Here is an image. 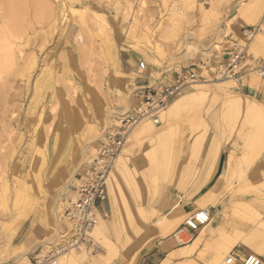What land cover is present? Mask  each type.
<instances>
[{
	"label": "rangeland",
	"instance_id": "374dc122",
	"mask_svg": "<svg viewBox=\"0 0 264 264\" xmlns=\"http://www.w3.org/2000/svg\"><path fill=\"white\" fill-rule=\"evenodd\" d=\"M5 1L0 0V264H29L32 257L49 249L66 225L63 209L73 198L75 175L95 157L106 132L117 126L122 129V118L142 104L143 96L152 92L156 82L172 83L178 73L186 71L193 73L196 81L156 113L165 128L164 135L153 140L136 137L141 120L151 121L150 117L123 126L127 127L123 145L109 171L121 185V200L116 209L110 206L103 219L107 233L91 232L93 244L88 245L93 248L73 250L76 263L93 264L97 260L110 264L121 252L138 250L161 218L150 201L163 185L175 192L177 199L190 200L198 195L196 206L213 194L212 186L200 191L205 181L193 185L201 152L214 138L226 142L230 154L213 185L215 194L209 206L221 200L220 213L228 229L246 235L254 228L264 231L260 219L264 210V138L260 137V124L243 122L237 110L224 105L222 91L218 90L224 78L219 76V69L231 52L239 51L243 57L241 84L237 88L226 78L230 81L228 89L264 104V75L257 73V68L264 69V62L258 60H264V0H241L232 8L231 0H13L15 7L11 0V5ZM39 2L40 9L36 8ZM62 4L63 16L59 11ZM7 5L11 6L9 10H22L13 11L14 15L10 12V17ZM9 24L14 27L8 28L11 35L6 37L3 33ZM5 40L13 44L15 54L10 60L6 49L4 54L1 51ZM141 62L145 68L140 70ZM194 84H203L196 98L189 100L169 124L161 121L160 115L174 100L194 95ZM37 151L46 154L40 181L33 163ZM218 153L219 145L214 141L204 163L206 180ZM123 163L130 169L132 183L121 174ZM58 207L62 211L56 212ZM241 212L247 214L246 219ZM189 214L175 222L184 221ZM35 222L46 229V234L34 244L27 229ZM218 224L208 227L205 244L190 256L180 255L181 261H176V256L173 264H214L223 250L219 238L212 236ZM188 236L184 244L194 238ZM106 239L114 243V253L106 250ZM249 246L247 241L231 249L239 247L248 252ZM211 252L214 257L205 263ZM55 264L68 263L65 257H57Z\"/></svg>",
	"mask_w": 264,
	"mask_h": 264
},
{
	"label": "built area",
	"instance_id": "2783aa9c",
	"mask_svg": "<svg viewBox=\"0 0 264 264\" xmlns=\"http://www.w3.org/2000/svg\"><path fill=\"white\" fill-rule=\"evenodd\" d=\"M242 59L241 52L233 51L218 71L220 77L231 79L237 88L241 84L239 68ZM143 68L145 65L141 62L139 69ZM257 73L263 76L264 69L257 68ZM194 81H196L195 75L186 71L178 73L172 83L156 82L152 92L149 91L143 96L142 104L130 110L122 118L121 123L124 121L123 126L129 127L142 118L150 117L156 120V113ZM123 126L122 129L117 126L106 132L98 144L95 157L75 175L73 198L63 212L66 222L64 229L60 230L55 240L48 245L49 249L44 254L35 255L29 260V264H55L60 255L72 250L85 249L89 243L93 244L91 232L99 219L105 216L101 206L108 200L106 179L127 132V127L123 128ZM210 218L211 213L208 209H198L184 219L181 228L197 231L207 224ZM237 260H240L242 264H264L261 256L255 253L240 258L232 249L228 253L227 263L233 264Z\"/></svg>",
	"mask_w": 264,
	"mask_h": 264
},
{
	"label": "bare ground",
	"instance_id": "6f19581e",
	"mask_svg": "<svg viewBox=\"0 0 264 264\" xmlns=\"http://www.w3.org/2000/svg\"><path fill=\"white\" fill-rule=\"evenodd\" d=\"M12 1V2H11ZM10 2L12 3V5L10 4V3H8L9 2V0L8 1H5L7 4H9V5H11V6H13L14 4H13V0H11ZM18 1V0H17ZM23 1V0H22ZM21 1V2H22ZM41 1H43V0H41ZM44 1H47V0H44ZM49 1V0H48ZM50 1H53V0H50ZM67 1V0H66ZM18 2H20V1H18ZM29 2V1H28ZM31 2V1H30ZM56 2V1H55ZM73 2V1H72ZM32 4H33V2H31ZM50 4H51V2H49ZM54 3V2H53ZM63 3H64V1H63ZM1 4V3H0ZM21 4V3H20ZM24 4V3H23ZM42 4V3H41ZM45 4H47L46 2H44L43 3V5H45ZM49 4V5H50ZM57 4V3H56ZM55 4V5H56ZM61 4V3H60ZM68 4V3H67ZM74 4H75V2H74ZM251 4V3H250ZM253 4V3H252ZM256 4V3H255ZM9 5H7L6 7H7V9H8V6ZM42 5V6H43ZM54 5V4H53ZM65 5H66V3H65ZM89 5V4H88ZM254 5V4H253ZM2 6V5H1ZM0 6V7H1ZM11 6H9V7H11ZM21 6H23V5H21ZM21 6L19 7V8H21ZM24 8L26 9L27 7H26V5L24 4ZM31 6V5H30ZM36 6V5H35ZM40 2H39V4L36 6V8L38 7L39 9H40ZM47 6V5H46ZM46 6H43L44 8L46 7ZM248 6L249 5H247V7H246V9L248 8ZM252 6V5H251ZM14 7H15V5H14ZM13 7V8H14ZM16 7H18L17 5H16ZM86 7V6H85ZM3 8V7H2ZM35 8V7H34ZM43 8V9H44ZM70 8H72V6L70 7ZM250 8V7H249ZM252 8V7H251ZM4 9V11H6V13H7V11L9 10H7L6 8H3ZM6 9V10H5ZM11 9V8H10ZM24 9V10H25ZM42 9V8H41ZM68 9H69V7H68ZM245 9V10H246ZM1 10V9H0ZM15 10H17V8L15 9H13V10H9V15L13 12V11H15ZM20 10V9H19ZM19 10H17L18 12H21V10L19 11ZM28 10V9H27ZM34 10V9H33ZM33 10H31V11H33ZM36 10V9H35ZM50 10H51V7H50ZM53 10V9H52ZM59 10V9H58ZM244 10V9H243ZM243 11V14L245 13V15H246V11ZM249 10V9H248ZM253 10V9H252ZM257 10H258V8H257ZM30 11V12H31ZM43 11V10H42ZM59 11H61V15L63 16L64 15V8H63V4L61 5V8H60V10ZM1 12V11H0ZM2 12H3V10H2ZM11 12V13H10ZM38 12V11H37ZM36 12V13H37ZM81 11H79V13H80ZM248 12H251L250 10L248 11ZM5 12H3V14H6ZM28 13V12H27ZM26 13V14H27ZM33 13V12H32ZM35 13V12H34ZM40 13V12H39ZM43 13H46V12H43ZM75 13V12H74ZM78 13V12H77ZM85 13V12H84ZM13 15H14V13H12ZM16 14V13H15ZM24 14V13H23ZM82 14V12L80 13V15ZM17 15V17L16 18H18V20H19V17H18V14H16ZM28 15V14H27ZM45 15V14H44ZM244 15V16H245ZM7 16V15H6ZM30 16V15H29ZM35 16V15H34ZM38 16V15H37ZM40 16H42L41 14H40ZM77 16H78V14H77ZM96 16V15H95ZM4 17V16H3ZM9 17V16H8ZM10 17H11V15H10ZM21 17V16H20ZM44 17V16H43ZM42 17V18H43ZM45 17H49L48 15H46ZM79 17V16H78ZM81 17V16H80ZM96 17H98V16H96ZM96 17H95V19H96ZM90 18V17H89ZM103 18V17H102ZM1 19V18H0ZM40 19V18H39ZM50 19V18H49ZM52 19V18H51ZM50 19V20H51ZM87 19V18H86ZM94 18H93V20H95ZM3 20V19H2ZM5 20V19H4ZM10 20H12V19H10ZM13 20H15L14 18H13ZM38 20V19H37ZM43 19H41V21H42ZM64 20V19H63ZM82 20V19H81ZM102 20V19H101ZM1 21V20H0ZM32 21V20H31ZM83 21V20H82ZM86 21V20H85ZM16 22V21H15ZM33 22V21H32ZM46 22V21H45ZM80 22V21H79ZM97 22V21H96ZM105 22V21H104ZM103 22V23H104ZM14 22H12V24H13ZM48 23V22H47ZM38 24H40L39 22H38ZM56 24H58V23H56ZM247 24H248V22H247ZM15 25V24H14ZM33 25V24H32ZM43 26H44V24H42ZM80 25H81V23H80ZM3 26V25H2ZM1 25H0V27H2ZM12 25L11 24H9L7 27H6V29H5V31H4V36H9V34H10V31H9V29L8 28H10ZM36 26V25H35ZM47 26V25H46ZM56 26V25H55ZM89 26H91V25H89ZM104 26V25H103ZM12 27H14V26H12ZM30 27V26H29ZM32 27V26H31ZM42 27V26H41ZM57 27V26H56ZM92 27V26H91ZM90 27V28H91ZM105 28V27H104ZM3 29H4V27H3ZM14 28H12L11 30H13ZM35 29V28H34ZM33 30V29H32ZM56 30H58V29H56ZM99 30H101L102 31V29H99ZM23 31V30H22ZM21 31V32H22ZM259 31V30H258ZM258 31H257V33H258ZM20 32V33H21ZM52 32V31H51ZM262 32V31H261ZM1 34V33H0ZM38 34V33H37ZM63 34H65V33H63ZM11 35V34H10ZM73 35V34H72ZM253 35V34H252ZM255 35V34H254ZM21 36H23V35H21ZM20 36V37H21ZM43 36V35H42ZM62 36V35H61ZM47 37V36H46ZM40 38V37H39ZM42 38V37H41ZM48 38V37H47ZM34 39V38H33ZM256 39H257V37H256ZM260 39V38H259ZM1 40H2V38H1ZM43 40V39H42ZM48 40V39H47ZM67 41V40H66ZM252 41H254V40H252ZM58 42V41H57ZM40 43V42H39ZM39 43H38V45H39ZM49 43V42H48ZM2 44H4V43H2ZM2 44H1V46H2ZM11 45H13V44H11V41L10 40H5V45L3 46V49H1V51H3V54H4V51H5V49H6V53H8L7 55H6V57H7V59H11V57H13V55L15 54H13L12 52V50H11ZM44 45V44H43ZM34 46V45H33ZM45 46V45H44ZM46 47V46H45ZM1 48V47H0ZM41 52V51H40ZM5 53V54H6ZM20 54H22V53H20ZM33 54V53H32ZM40 54V53H39ZM47 54H49V53H47ZM2 55V54H1ZM38 56V55H37ZM24 57V56H23ZM31 58V57H30ZM3 59V58H2ZM5 60H6V58H4ZM3 59V60H4ZM24 60V59H23ZM7 62V61H6ZM10 62V61H9ZM12 62V61H11ZM24 62V61H23ZM32 62H34V60L32 59ZM2 64H4V63H2ZM10 64V63H9ZM12 64V63H11ZM13 65V64H12ZM14 65H15V63H14ZM28 65V64H27ZM4 66H5V64H4ZM10 67V66H9ZM2 68V67H1ZM14 69V68H13ZM24 69V68H23ZM15 70V69H14ZM7 71V70H6ZM21 71H22V69H21ZM12 72V71H11ZM24 73V72H23ZM1 74V73H0ZM12 74H13V72H12ZM19 74H20V72H19ZM18 75V74H17ZM56 75H57V73H56ZM19 76V75H18ZM21 76V75H20ZM54 76V75H53ZM7 77V76H6ZM57 77V76H56ZM60 77V76H59ZM18 78H20V77H18ZM46 79V78H45ZM45 79H44V81H45ZM53 79H57V78H53ZM7 80V79H6ZM47 80H49V79H47ZM46 80V81H47ZM221 80V79H220ZM11 81V80H10ZM51 81V80H50ZM56 81H58V80H56ZM228 82L230 83V81H228L226 78H223V80H221V84H218L219 86H218V90H221L222 91V93L219 91V93H221L220 94V96H221V98H222V100H224V105L226 106V107H229V109H235V110H237L242 116H243V122L245 121V122H250V121H255V122H258L260 125V129H261V136L260 137H262V138H264V104L261 102V101H259V100H257L256 98H253V97H249V96H246L245 94L243 95V94H240L239 92H237V91H233V90H229L228 89ZM41 83V82H40ZM43 83V82H42ZM48 83V82H47ZM232 83H233V81H232ZM1 84V83H0ZM52 84H53V82H52ZM57 84V83H56ZM234 84V83H233ZM6 85V84H5ZM10 85V84H9ZM51 85V84H50ZM195 86H192V87H194V90L192 91L193 93H194V95L193 96H186V95H183V96H181L180 98H177L176 100H174L169 106H168V109L167 110H165L163 113L164 114H161L160 115V117H161V121H163V122H165L166 124H169V122L170 121H172L173 120V117L174 116H176L177 114H179L180 112H179V110L181 109V111H182V109L183 108H185V106L190 102L189 100H191L195 95H198L199 94V91H200V89H201V87H202V85L203 84H194ZM210 85V84H209ZM253 86V85H252ZM1 87V86H0ZM7 87V86H6ZM10 87V86H9ZM69 87V86H68ZM204 88V87H203ZM202 88V89H203ZM35 89V88H34ZM40 89V88H39ZM217 89V88H216ZM2 89H0V91H1ZM12 90V89H11ZM65 90V89H64ZM204 90V89H203ZM228 90V91H227ZM39 92H41V91H38V93ZM192 92H191V94H192ZM70 94V93H69ZM190 94V93H189ZM190 94V95H191ZM5 95V94H4ZM194 98H196V97H194ZM5 101V100H4ZM4 101H2V102H4ZM192 101V100H191ZM6 102V101H5ZM5 102L3 103V105L5 106ZM10 106V105H9ZM8 108V107H7ZM187 108V107H186ZM8 110V109H7ZM184 110V109H183ZM6 111V110H5ZM4 111V112H5ZM7 112V111H6ZM40 113V112H39ZM37 115V114H36ZM30 116V115H29ZM16 117V116H15ZM31 117H32V115H31ZM27 118V117H26ZM37 119V118H36ZM146 119V118H145ZM3 120V119H2ZM33 120H34V118H33ZM32 120V121H33ZM31 122V121H30ZM106 122V121H105ZM141 125H139L137 128H136V132H135V135H136V137H141L142 139L143 138H148V139H155V138H159L161 135H164L165 134V131H164V127L163 126H161V124H159L160 123V121L158 120V119H156V120H148V119H146V120H141ZM139 123V122H138ZM246 124V123H245ZM30 125V124H29ZM29 125H27L28 127H29ZM31 126V125H30ZM137 126V125H136ZM27 127V128H28ZM10 130V129H9ZM251 131V130H250ZM254 134V133H253ZM257 137V136H256ZM141 138H139V140L141 139ZM257 138H259V137H257ZM255 140V139H254ZM258 140V139H257ZM51 146V145H50ZM49 146V147H50ZM43 150V149H42ZM7 151V150H6ZM38 152V155H37V158L35 159V161L33 162L34 163V167H35V169L36 170H38V174H37V177H38V181H40L41 180V174H40V169H41V167H42V165H43V163L45 162V158H46V154H45V152H40V151H37ZM5 155V154H4ZM2 157V156H1ZM118 157H119V155H118ZM118 159V158H117ZM119 160H121V158L119 159ZM4 161V160H3ZM116 161V160H115ZM122 161V160H121ZM124 162V161H123ZM115 165V164H114ZM118 165V164H117ZM116 166V165H115ZM119 168H117V170H118ZM129 168H128V166L126 165V163H123V165H122V173L121 174H124V176H123V178L124 179H127L126 181H128V182H130V183H132V177H131V175H130V172H129ZM120 171V170H119ZM118 171V172H119ZM121 172V171H120ZM262 177V176H261ZM264 177V176H263ZM259 181V180H258ZM168 183H171L172 182V180H168L167 181ZM21 183V182H20ZM40 182H38V186L36 185V192H37V194H38V196L39 195H41L42 193H41V190H40V184H39ZM25 185V184H24ZM23 185V186H24ZM27 185V184H26ZM178 185V184H177ZM176 185V186H177ZM106 186H107V190H108V197H109V203H110V206H113L115 209L117 208L116 207V205L118 204V202L121 200V196H122V188H121V185H120V183H119V181H118V179L112 174V173H109L108 174V177H107V179H106ZM42 187V186H41ZM180 187V186H179ZM33 192V191H32ZM21 193H23V192H21ZM23 195V194H22ZM24 195H25V193H24ZM183 195V194H182ZM23 198V197H22ZM21 198V199H22ZM27 198V197H26ZM212 198H213V194H208L207 195V199L206 200H202V201H200V204H198L196 207L198 208V209H207V207L209 206V204L212 202ZM262 201V200H261ZM263 202H264V199H263ZM212 204V203H211ZM263 204V203H262ZM106 205V204H105ZM239 206H240V204H239ZM247 205H245V207H246ZM244 207V206H243ZM245 207H244V210H245ZM236 209V208H235ZM235 209H234V211H235ZM246 209H248L249 210V207L248 208H246ZM251 209V208H250ZM64 210H65V208L63 209V212H64ZM240 210V209H239ZM54 211V210H53ZM60 211H62L61 209H59V207H58V210H56V212H60ZM155 211V210H154ZM227 211V210H226ZM236 211H237V214H238V210L236 209ZM252 211V210H251ZM224 212V211H223ZM247 212V211H246ZM250 212V211H249ZM253 212V211H252ZM251 212V213H252ZM155 214L154 215H157L158 213L155 211L154 212ZM227 213V212H226ZM225 213V214H226ZM242 213V212H241ZM244 213V212H243ZM241 214V216L242 215H244V216H242L243 218H245L246 219V215H245V213L244 214ZM240 214V213H239ZM26 215V213L25 214H23L22 216H25ZM256 215H258L257 214V212L256 213H254V216H256ZM56 216V215H55ZM224 216V215H223ZM64 217V216H63ZM257 217V216H256ZM22 218V217H21ZM26 218V217H25ZM24 219V218H23ZM174 219H176V218H174ZM227 219V218H226ZM232 219V218H231ZM175 221V220H174ZM174 221L173 220H170L169 218H167V217H165V216H162L161 218H159L157 221H156V223H155V221L153 222V224H154V227L156 228L155 229V232H156V230L158 229L159 231H160V234H162V235H164V234H167L172 228H173V226H178V222L176 223H174ZM210 222V221H209ZM227 222H228V220H227ZM232 223V222H231ZM52 225V224H51ZM53 226V225H52ZM51 226V227H52ZM55 226V225H54ZM148 227V226H147ZM208 224L206 225V226H204V227H202V228H200V229H198L197 230V235L191 240V242H189L188 244H186V245H184L183 247H181L179 250H178V252H177V254L175 253V252H172V253H170L160 264H173V261H174V258L176 257V256H190L192 253H193V251L195 250V249H197L198 247H200V246H202L203 244H205V242L207 241V230H208ZM95 229H93V230H95L96 231V233L97 232H103V233H105L106 231H107V226H106V222L101 218V219H99V221H98V223L96 224V226L94 227ZM94 232V231H93ZM155 232H154V234H155ZM175 232V231H174ZM209 232H210V229H209ZM244 232V231H243ZM95 233V235H97ZM107 233V232H106ZM158 233V232H157ZM173 233V232H172ZM14 234V233H13ZM153 234V235H154ZM159 234V235H160ZM92 235V234H91ZM102 235V234H101ZM148 235V234H147ZM153 235H151V237L153 236ZM143 236V235H142ZM174 236H176V238H177V240L178 241H180V242H182V243H185L187 240H188V238H189V236H188V234H187V232H186V230L184 229V228H180L179 229V231H177L176 232V234L174 235ZM212 236H217V238H219V241H220V244L219 245H221V249H223L222 250V253L220 254V256H216V261L214 262V264H228L227 263V257H228V253L232 250L231 248L233 247V246H235V245H238V244H244L245 245V243L247 242V241H251L252 239H250V238H252V237H249V235L247 234H244V233H241L240 231H236V230H231V227L228 229L227 228V225L225 224V223H220V224H218L215 228H214V233L212 234ZM148 237H150V236H148ZM146 238L147 240L149 239V238ZM213 239V238H212ZM215 240H216V238H215ZM142 241V240H141ZM216 241H218V240H216ZM215 241V242H216ZM10 242V241H9ZM96 242H97V240H96ZM146 242V241H145ZM144 242V243H145ZM140 247V246H139ZM138 247V248H139ZM218 248V247H217ZM83 250V249H82ZM106 250L108 251V252H115L114 250H115V245H114V243L113 242H111L110 240H107L106 239ZM73 251V250H72ZM68 252V253H65V254H62V255H60L59 257H65V259H66V261H67V263L68 264H77L76 263V259H78V258H76L75 259V255H76V252ZM76 251V250H75ZM131 252H132V250H131ZM136 253V252H135ZM128 254V253H127ZM81 256V255H80ZM130 259H132V258H130ZM128 260V259H127ZM79 262V261H78ZM189 264H194V263H189ZM233 264H237L236 263V261H234V263Z\"/></svg>",
	"mask_w": 264,
	"mask_h": 264
},
{
	"label": "crops",
	"instance_id": "0c3cea01",
	"mask_svg": "<svg viewBox=\"0 0 264 264\" xmlns=\"http://www.w3.org/2000/svg\"><path fill=\"white\" fill-rule=\"evenodd\" d=\"M240 1L241 0H231L229 3V6L232 8L235 5H237V3H239ZM241 28H242V25L239 26V31H241ZM258 60L260 62H264L262 58H259ZM139 87H142V86H139ZM214 141L216 144L219 145V153L216 156L214 162L212 163L211 176L210 178L206 180L205 173H204L205 172L204 163H205V159L207 158L210 144ZM229 154L230 153H229V149L227 148L226 142H220L216 138L208 141L204 149L201 152V158H200L199 163L197 164V169L199 171V174H198L196 183L193 185V187L196 186V184H200V183L202 184L203 181H205L204 184L200 185L201 186L200 191L202 192V189L212 186L213 194H215L213 185L217 181L219 175L223 172L225 161ZM216 186L217 185H215L214 188H218ZM197 196L198 195H195L190 200H183L181 199V197L177 199L176 193L170 192L168 191V189L166 190V186L163 185L160 188L159 195H157V197H155L152 201H150V204H151L150 207L157 209L161 217L165 216L169 218L170 220L177 221L181 219L184 215L191 213L195 209L197 200H198ZM101 208H102V211L105 212V216L102 217V219H105V217H107L108 212H110L109 199L102 204ZM209 208H210V213H211V219H210L211 221L207 223L208 226L214 227L216 224H218V222L223 223L224 218H223L222 213H220L221 200L216 205H210ZM261 215L262 217L260 219L264 221V210L262 211ZM182 223L183 221L180 222L178 226H173V228L167 234H164V235L160 234V231L158 229L155 232L156 228L154 227L148 233V236H150L148 237L149 239L148 240L146 239L145 240L146 242L144 241L145 243L141 244L138 250L132 249V252L128 254L126 252H121L120 255L118 257H115L110 264H160L170 253L177 252L181 247L186 245L178 241L176 236H174L176 232L182 227ZM207 224H205L204 226H206ZM248 227L251 228L250 225ZM109 229L113 230V228H109ZM27 231H28V234L29 233L31 234L30 243H34V244L38 240L43 238L44 235L46 234V229L43 226L38 225L36 222L32 223V225L27 229ZM251 231H253L252 234H251ZM186 232L187 234L191 235L192 238L195 237L197 234V231L186 230ZM249 232L250 233H248V235L252 236V238H250L252 240L249 241L250 246H249V249L247 250L248 252H245V249L239 248V247L233 248V249L236 251V253L238 254L240 258H243L247 254L255 253L261 256V258L264 261V231L259 228H254V230L252 229ZM151 235L153 236L151 237ZM252 245L254 246V249L252 248L253 247ZM37 248L35 247L33 251H36ZM90 248L92 249L93 245H87L86 249L88 250ZM135 251H137V253L133 254L135 253ZM132 254L135 256H133ZM132 256L134 258L130 262V258ZM213 257H214L213 252L207 254L205 258V263L209 262ZM181 260H183V258L181 256H178V259L176 261H181ZM237 261H239L242 264L240 260H237ZM84 264H90V263L88 262ZM93 264H100V263L96 260Z\"/></svg>",
	"mask_w": 264,
	"mask_h": 264
}]
</instances>
